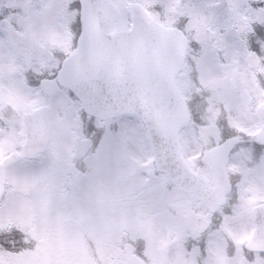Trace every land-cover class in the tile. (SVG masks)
<instances>
[{
	"label": "snow or ice",
	"instance_id": "snow-or-ice-1",
	"mask_svg": "<svg viewBox=\"0 0 264 264\" xmlns=\"http://www.w3.org/2000/svg\"><path fill=\"white\" fill-rule=\"evenodd\" d=\"M0 264H264V0H0Z\"/></svg>",
	"mask_w": 264,
	"mask_h": 264
}]
</instances>
